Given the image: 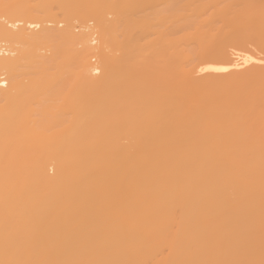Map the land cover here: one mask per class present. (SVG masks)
Returning <instances> with one entry per match:
<instances>
[{
    "label": "bare ground",
    "instance_id": "1",
    "mask_svg": "<svg viewBox=\"0 0 264 264\" xmlns=\"http://www.w3.org/2000/svg\"><path fill=\"white\" fill-rule=\"evenodd\" d=\"M29 1L0 0V38L86 84L18 174L28 87L0 74V264H264V0ZM62 15L94 21L100 39L82 33L77 52L73 26H42ZM152 32L157 63L143 65ZM49 36L60 43L41 62L31 45ZM99 40L122 54L92 63Z\"/></svg>",
    "mask_w": 264,
    "mask_h": 264
},
{
    "label": "rangeland",
    "instance_id": "2",
    "mask_svg": "<svg viewBox=\"0 0 264 264\" xmlns=\"http://www.w3.org/2000/svg\"><path fill=\"white\" fill-rule=\"evenodd\" d=\"M12 1L16 2V0H12ZM222 1H221V3H222ZM227 1H226V4L228 3ZM229 1L233 2V0H229ZM223 2L225 3V1H223ZM224 3H222V5ZM29 4H31L32 6H34V8H36V7H40L41 6L40 4H42V3H41V0H30ZM56 7H57V5H56ZM56 7H55V10H56ZM159 10L160 11H167V7L161 6L159 8ZM58 11L60 12V9H58L56 12H58ZM213 12H214V9H213ZM3 17H4V15H3ZM109 17L112 18L113 16L109 15ZM66 18L67 17L64 18L63 15L59 16V17L51 18L53 21L49 18L52 21L51 22L52 24H51L50 22H47L48 18L43 17L42 21H44V19H46V21H44L45 24H44V22L42 23V26L47 27V28H49V26H50V28H52L53 26L62 28V27L67 26V24H70L71 26H73L72 27L73 31L75 32V34H77L80 37V38L78 37L74 43V49L77 52L82 51L87 46L86 42H84V43H86L85 46H84L83 42L81 43V41H84L81 38V36L84 33H86V34H88V33L94 34L95 33L94 36H96L100 39L99 28L96 26L94 21L89 22V21L79 20L75 17L74 18L70 17L69 21L67 22ZM6 19H7V21H6ZM49 19H48V21H50ZM3 20H4V23L6 21V24H7V22L10 20V18L5 17V19H3ZM57 20L63 21V22L60 25H57ZM218 20L219 19H216L215 21L217 22ZM53 22H55V23H53ZM86 23H88V25H90V27H87L88 25L86 26ZM219 24H220V22H219ZM219 24L217 25L218 27H219ZM217 26H214V27H216V29H217ZM157 28L158 27H155L154 30H156ZM53 31L54 30H52L51 32H53ZM32 33L33 32L31 31V34ZM36 33L37 32H35V34ZM29 34H30V32H29ZM155 37H156L155 33L152 32L149 36L143 38V41H142L143 48H142L141 53H138V60L141 61L143 65L155 66L157 63L155 49L151 46V42L153 41V39H155ZM0 39H1V41L3 40L2 42H0V47L4 44V46H2V47H4V48L7 47V49H10V50L13 49L14 50V55H12L9 58L11 60V62L14 61L13 63H11L12 64L11 66L14 68H12L10 66L12 69V71H10L11 70L10 68L7 70V68L5 69V67L4 68L1 67L0 70L1 69L2 70L0 71V74L4 73L5 78L6 77L8 78L12 74L11 72H13L14 77L17 80L19 79L18 81L22 85L28 87V90H27L28 92H26L27 96L24 95V97L26 98V101H25V98L23 97L24 99H21V100H24L25 103L23 102L22 104H20L21 107L24 104L25 109L22 107L21 110L24 109L23 113L20 114L21 110L19 112L20 117H21L20 123L22 126V133H21V136L19 135V138L21 139L22 143L24 144V148L17 151L16 154H18V157L16 158V160L18 161V163H16L14 165V171H16L18 174H20L21 172H24V169H25L24 163L30 161L34 157H39V156H43L44 154H46V152L40 146V144L42 143V141L44 140L45 137L52 135L53 133H55L56 131H58L62 127L61 123L55 124V122H52L53 119L55 121H56V119L68 120L69 118L72 117L68 111L70 109L67 110V108L65 106L66 103L69 102L68 99L70 97V96L67 97V95H69L68 93H71L70 91H72V90L74 91L76 88L81 86L82 83H85V82H84L83 77H82L83 74L78 67L60 69L59 67H57V66L53 67L52 65H51V67L49 65H45V67H44V65H42L41 63H36V65L32 66V65L27 63L26 57L20 56L21 53H19V52H21L20 51L21 49L23 50L24 48L30 47V44L28 45L25 43H16V42L12 43L8 40H7L8 42H6L5 38H0ZM1 43H3V44L1 45ZM58 43H60V39L57 40L53 37L50 38V36H49V38H47V37L43 38L42 37V39L39 38L38 42L34 43V45H31V48H34V50L36 49L35 51H37V53L40 55L39 60L41 62H50L51 58L54 57L55 48H56V45ZM194 43L193 44L191 43L188 47V50H187L188 53L190 54L188 66H192L197 61V51L199 49V45L197 46L196 44H198V43H195V44ZM97 45L100 47H96L95 49H93L91 56H93V55L94 56L93 57L90 56L91 57L90 59L92 60L91 62L94 64H96V62H97V64L99 63V65H101L100 63L102 60V58H101L102 53H100V52H102V50L107 51L110 54L115 55L117 57H119L122 54L120 52V50H116L112 46L107 45L108 46L107 47L106 44L102 45L101 40H99ZM252 45L253 44L249 45L250 48H253L254 50L256 48L260 51V48H257V47L254 48L253 47L254 45L253 46ZM231 51H232L231 48H229L230 54H231ZM94 53H96V55ZM1 55L2 54L0 53V56ZM95 56H97V57H95ZM3 57H5V56H3ZM21 57L24 59H22ZM75 66H77V65H75ZM200 76H202V74H200ZM65 101H67V102H65ZM5 104H6V101L4 99L0 98V107H3ZM64 106L66 109L64 108ZM66 111H68V112H66ZM56 125H57V127H56ZM52 127H54V128H52ZM123 143L126 144L127 140L123 139ZM5 165L3 163L2 164L0 163V173L1 172L3 173V171L6 168H7V171L10 170V165H7V164H5ZM49 168H50V169H48L49 173L52 175H55L56 174L55 166L54 167L49 166Z\"/></svg>",
    "mask_w": 264,
    "mask_h": 264
},
{
    "label": "snow or ice",
    "instance_id": "3",
    "mask_svg": "<svg viewBox=\"0 0 264 264\" xmlns=\"http://www.w3.org/2000/svg\"><path fill=\"white\" fill-rule=\"evenodd\" d=\"M5 6L6 7H16V5H5ZM10 264H23V262H10ZM203 264H209V262H203Z\"/></svg>",
    "mask_w": 264,
    "mask_h": 264
}]
</instances>
